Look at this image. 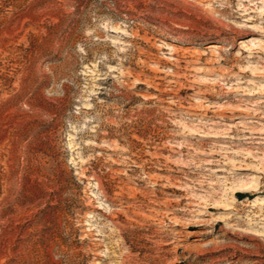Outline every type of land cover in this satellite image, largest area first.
Wrapping results in <instances>:
<instances>
[{"label":"rangeland","instance_id":"374dc122","mask_svg":"<svg viewBox=\"0 0 264 264\" xmlns=\"http://www.w3.org/2000/svg\"><path fill=\"white\" fill-rule=\"evenodd\" d=\"M0 264H264V0H0Z\"/></svg>","mask_w":264,"mask_h":264},{"label":"bare ground","instance_id":"6f19581e","mask_svg":"<svg viewBox=\"0 0 264 264\" xmlns=\"http://www.w3.org/2000/svg\"><path fill=\"white\" fill-rule=\"evenodd\" d=\"M252 187L250 186V185H246V184H244V183H239V184H236L235 183V185H234V187H233V189H232V195H233V198H235L234 197V193H238L239 195H247V194H249L251 191H253L252 189H251Z\"/></svg>","mask_w":264,"mask_h":264}]
</instances>
